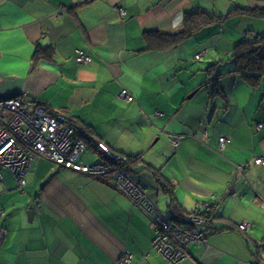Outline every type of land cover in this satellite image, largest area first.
I'll return each instance as SVG.
<instances>
[{
  "label": "crops",
  "instance_id": "obj_1",
  "mask_svg": "<svg viewBox=\"0 0 264 264\" xmlns=\"http://www.w3.org/2000/svg\"><path fill=\"white\" fill-rule=\"evenodd\" d=\"M236 6L264 9V0H0V98L64 112L92 144L130 158L132 178L164 216L187 220L209 205L211 232L179 264H264V163H255L264 159V78L252 87L230 61L248 33L264 36V20L235 15L167 50L145 41L179 33L193 8ZM47 48L50 59L36 58ZM76 49L91 62L78 65ZM223 136L231 142L222 149ZM103 160L89 147L79 161ZM26 180L21 188L7 170L0 179V264H116L126 254L133 264H173L153 249V219L112 176L41 158Z\"/></svg>",
  "mask_w": 264,
  "mask_h": 264
},
{
  "label": "built area",
  "instance_id": "obj_2",
  "mask_svg": "<svg viewBox=\"0 0 264 264\" xmlns=\"http://www.w3.org/2000/svg\"><path fill=\"white\" fill-rule=\"evenodd\" d=\"M66 11L61 9L58 13ZM120 11L124 14L123 9ZM196 58L200 59L201 55ZM74 60L78 65H86L91 57L84 50L76 49ZM120 97L129 103L135 101L128 89H123ZM258 128H264V124ZM171 141L176 146L181 137ZM230 142L228 137L219 139L222 149ZM93 145L104 155V160L90 165L80 163L81 155L90 146L81 137L72 117L64 112L49 111L42 105L27 104L20 98H0V179H3V171H10L19 186L24 188L34 162L41 158L94 177L112 176L116 189L153 219L156 231L153 249L171 263L179 264L186 258V249L191 242L205 240L212 230L208 204L204 206L205 211L196 209L182 222L164 216L146 188L132 178L130 158L113 153L104 143L96 141ZM255 163L261 165L264 159L259 158ZM247 166L239 165L238 174L243 173ZM249 228L247 223L239 226L241 232ZM116 264H133V256L126 254Z\"/></svg>",
  "mask_w": 264,
  "mask_h": 264
},
{
  "label": "trees",
  "instance_id": "obj_3",
  "mask_svg": "<svg viewBox=\"0 0 264 264\" xmlns=\"http://www.w3.org/2000/svg\"><path fill=\"white\" fill-rule=\"evenodd\" d=\"M235 15H248L253 18L264 20V9H247L236 6L226 14H218L200 7L193 8L185 14L183 27L179 33L168 35L160 33L146 34L145 41L149 49L167 50L179 45L186 39L195 35L198 31L213 25L222 24ZM51 55V49L47 48L38 50L36 58L50 59ZM230 61L234 64V69L231 73L239 75L252 87H259L261 80L264 78V36L256 34L251 35L248 33L243 40L236 45ZM219 77L220 75L214 80L216 86H218L217 82ZM216 89L218 90V87ZM214 94H216V90ZM73 122L79 129L81 137L88 141L91 148H95L85 128H81L74 119ZM160 184L165 192L169 195L172 194L171 184L161 180ZM173 202L175 201L173 200ZM170 207L172 214L182 215V210L179 205L172 203ZM176 215L175 217H178Z\"/></svg>",
  "mask_w": 264,
  "mask_h": 264
},
{
  "label": "water",
  "instance_id": "obj_4",
  "mask_svg": "<svg viewBox=\"0 0 264 264\" xmlns=\"http://www.w3.org/2000/svg\"><path fill=\"white\" fill-rule=\"evenodd\" d=\"M34 215H35L34 211L31 210L28 212V216L30 217V221L33 219Z\"/></svg>",
  "mask_w": 264,
  "mask_h": 264
},
{
  "label": "bare ground",
  "instance_id": "obj_5",
  "mask_svg": "<svg viewBox=\"0 0 264 264\" xmlns=\"http://www.w3.org/2000/svg\"><path fill=\"white\" fill-rule=\"evenodd\" d=\"M90 57H91V56H90ZM90 62H91V61H90ZM90 62H89V63H90Z\"/></svg>",
  "mask_w": 264,
  "mask_h": 264
}]
</instances>
